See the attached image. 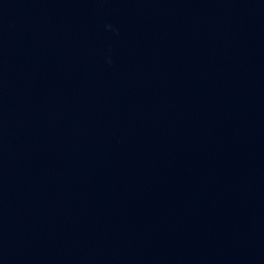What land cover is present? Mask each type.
<instances>
[{
	"label": "water",
	"instance_id": "95a60500",
	"mask_svg": "<svg viewBox=\"0 0 264 264\" xmlns=\"http://www.w3.org/2000/svg\"><path fill=\"white\" fill-rule=\"evenodd\" d=\"M0 264H264V0H0Z\"/></svg>",
	"mask_w": 264,
	"mask_h": 264
}]
</instances>
